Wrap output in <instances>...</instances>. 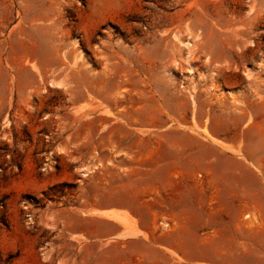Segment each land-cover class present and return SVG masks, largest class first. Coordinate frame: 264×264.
<instances>
[{"label": "rangeland", "instance_id": "1", "mask_svg": "<svg viewBox=\"0 0 264 264\" xmlns=\"http://www.w3.org/2000/svg\"><path fill=\"white\" fill-rule=\"evenodd\" d=\"M108 209L264 264V0H0V264H132Z\"/></svg>", "mask_w": 264, "mask_h": 264}, {"label": "crops", "instance_id": "2", "mask_svg": "<svg viewBox=\"0 0 264 264\" xmlns=\"http://www.w3.org/2000/svg\"><path fill=\"white\" fill-rule=\"evenodd\" d=\"M217 143H220L221 146L227 148L220 141L213 138ZM148 233V234H147ZM77 241L79 234L74 235ZM82 238H85L81 235ZM88 238L92 239L94 246L102 245H114L115 243H125L126 249L132 254L136 255L137 260H133L132 264H145L147 261L146 254L149 253H161L164 254L163 249L172 250L177 257L179 258H195L190 249L186 251L183 256L182 250V236L173 235V236H155L149 232V229H146V226L143 223H140L138 232L133 228L127 227L125 224H122V219L119 218V215L115 213L112 209L103 210L100 214H97L93 218V230L90 233ZM89 240V239H87ZM173 242V246L170 248V243ZM140 245L142 248L139 250ZM187 249V248H186ZM143 255V256H142ZM206 260V263L212 258L211 255L206 254L203 256ZM201 256V258H203ZM111 260H109L110 263Z\"/></svg>", "mask_w": 264, "mask_h": 264}]
</instances>
